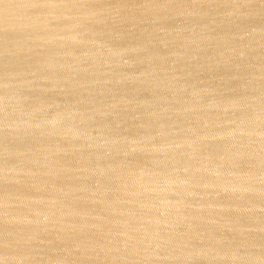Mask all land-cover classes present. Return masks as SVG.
I'll return each mask as SVG.
<instances>
[{
  "label": "water",
  "instance_id": "water-1",
  "mask_svg": "<svg viewBox=\"0 0 264 264\" xmlns=\"http://www.w3.org/2000/svg\"><path fill=\"white\" fill-rule=\"evenodd\" d=\"M0 264H264V0H0Z\"/></svg>",
  "mask_w": 264,
  "mask_h": 264
}]
</instances>
